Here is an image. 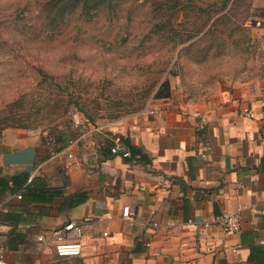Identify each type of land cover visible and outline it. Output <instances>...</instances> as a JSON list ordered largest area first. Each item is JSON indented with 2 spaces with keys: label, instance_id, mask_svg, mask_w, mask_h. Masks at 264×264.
Masks as SVG:
<instances>
[{
  "label": "crops",
  "instance_id": "0c3cea01",
  "mask_svg": "<svg viewBox=\"0 0 264 264\" xmlns=\"http://www.w3.org/2000/svg\"><path fill=\"white\" fill-rule=\"evenodd\" d=\"M172 90L154 100L152 115L129 116L111 135L81 132L74 147L49 156L26 131L0 130L5 264L48 263L34 237L85 217L104 220L80 224L83 264H264V120L243 117L264 109V74L202 98ZM116 138L146 159L109 155L104 143ZM122 206L132 226L119 219ZM236 207L235 233L202 225Z\"/></svg>",
  "mask_w": 264,
  "mask_h": 264
},
{
  "label": "rangeland",
  "instance_id": "374dc122",
  "mask_svg": "<svg viewBox=\"0 0 264 264\" xmlns=\"http://www.w3.org/2000/svg\"><path fill=\"white\" fill-rule=\"evenodd\" d=\"M44 1L0 0V120L19 121L42 150L55 131L76 129L74 112L87 121L78 133H115L154 107L151 92L131 112L163 80L173 94L202 98L264 74V0H177L157 15L150 2L166 0H122L58 33L43 19ZM159 22L168 28L149 34Z\"/></svg>",
  "mask_w": 264,
  "mask_h": 264
},
{
  "label": "trees",
  "instance_id": "16d2710c",
  "mask_svg": "<svg viewBox=\"0 0 264 264\" xmlns=\"http://www.w3.org/2000/svg\"><path fill=\"white\" fill-rule=\"evenodd\" d=\"M120 1L122 0H46L40 6V10L43 13V19L47 20L48 29L54 33H58L62 29L69 26L71 22L84 20L86 16H88V20L90 21L92 16L98 14L99 11H102V9H106L107 12H112L114 10V5H116ZM170 2L172 3L170 4ZM177 3V0H166V3L164 4H159L155 1H151L150 7L155 11L153 13L157 15L156 12H160L161 10L169 12L177 9ZM90 12H93V15H90ZM164 26L167 25L161 22H159L158 25H152L149 29V34L153 35V32L156 33L157 31L163 30ZM151 92H153L151 96V99L153 100L169 97V86L167 81L163 80L155 89H147L141 96V98H139V100L137 101V105H131V112L137 111L138 108H141L144 105V101L150 96ZM81 114L86 116L84 113ZM18 122L19 121L8 119L0 120V130L10 127L23 129L24 126ZM76 130L77 128L74 129L71 126H67L61 128L58 131H55L50 136L49 141L46 142L47 148H45V151L47 152V156L61 151L69 141L77 138L79 133ZM122 143L126 147L129 153V157L138 155L140 159H146L140 148L132 146L124 140H122ZM104 144L108 148L110 142L106 141ZM10 181L12 182V184H15L13 179H11ZM0 187L8 188L7 181L4 179H0ZM47 191L55 192L50 190ZM27 194H29V191L27 190V187H25L23 195ZM40 194L43 195L42 193ZM65 259L66 258H51V260L46 264H66ZM73 259L76 264H83L80 258Z\"/></svg>",
  "mask_w": 264,
  "mask_h": 264
},
{
  "label": "built area",
  "instance_id": "2783aa9c",
  "mask_svg": "<svg viewBox=\"0 0 264 264\" xmlns=\"http://www.w3.org/2000/svg\"><path fill=\"white\" fill-rule=\"evenodd\" d=\"M145 106L140 112L152 115L153 111L147 109ZM243 117L248 120H264V109L260 110H247L243 112ZM72 123L75 128H79L83 123L87 124V121H82L79 115L72 113ZM102 127H97L94 130L99 131ZM77 139H73L68 142L65 150H69L77 143ZM108 153L111 156H118L122 159L129 158V153L124 144L118 139H114L110 142L108 147ZM19 199V196H17ZM241 212L240 207H236L229 211L221 212L219 215L210 218L207 221H203L202 225L207 227L210 225H219L222 227L224 233L232 234L238 230L239 227V215ZM119 219L132 226L134 223V213L128 206H122L119 211ZM102 220L99 217L94 219L83 218L79 224L72 222L65 223L61 228L50 229L44 233H41L34 237L35 249L38 253H41L48 258L56 259H68V258H80L82 255V234L80 230V224H86L89 222L100 223ZM105 220H109V217H105ZM152 227H156L155 223L151 224ZM102 236H106V233H102ZM0 264H5L4 253L0 250Z\"/></svg>",
  "mask_w": 264,
  "mask_h": 264
}]
</instances>
